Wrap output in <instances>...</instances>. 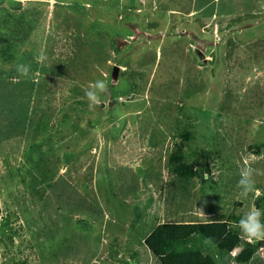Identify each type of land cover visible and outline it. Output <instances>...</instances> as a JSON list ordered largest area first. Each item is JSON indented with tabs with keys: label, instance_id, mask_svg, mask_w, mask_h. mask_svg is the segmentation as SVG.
<instances>
[{
	"label": "rangeland",
	"instance_id": "374dc122",
	"mask_svg": "<svg viewBox=\"0 0 264 264\" xmlns=\"http://www.w3.org/2000/svg\"><path fill=\"white\" fill-rule=\"evenodd\" d=\"M253 207L264 0H0V264H161L145 242L159 223L207 222L240 244L177 249L237 264L250 246L245 264H264L238 227Z\"/></svg>",
	"mask_w": 264,
	"mask_h": 264
},
{
	"label": "trees",
	"instance_id": "16d2710c",
	"mask_svg": "<svg viewBox=\"0 0 264 264\" xmlns=\"http://www.w3.org/2000/svg\"><path fill=\"white\" fill-rule=\"evenodd\" d=\"M196 235L210 239L226 251H232L241 242V238L230 232L224 222L159 223L145 237V242L161 264H218L199 250L177 249L188 245ZM253 251L250 246L244 248L235 258L237 264H245Z\"/></svg>",
	"mask_w": 264,
	"mask_h": 264
},
{
	"label": "clouds",
	"instance_id": "9594fccd",
	"mask_svg": "<svg viewBox=\"0 0 264 264\" xmlns=\"http://www.w3.org/2000/svg\"><path fill=\"white\" fill-rule=\"evenodd\" d=\"M38 62H43L46 56L41 53L37 56ZM17 71L22 75H27L30 71L29 64H18ZM107 92V84L103 80L95 81L87 91L86 95L92 105L100 103V95ZM257 170L251 166V161L245 158L244 166L238 171L237 187L240 189L242 196H247L248 193L256 190L254 176ZM201 216H205L201 211ZM264 211L258 208H251L249 211L238 221V227L241 230L242 236L249 243H256L264 241Z\"/></svg>",
	"mask_w": 264,
	"mask_h": 264
},
{
	"label": "water",
	"instance_id": "95a60500",
	"mask_svg": "<svg viewBox=\"0 0 264 264\" xmlns=\"http://www.w3.org/2000/svg\"><path fill=\"white\" fill-rule=\"evenodd\" d=\"M200 56H202V53H200ZM115 71H116V69H115Z\"/></svg>",
	"mask_w": 264,
	"mask_h": 264
}]
</instances>
